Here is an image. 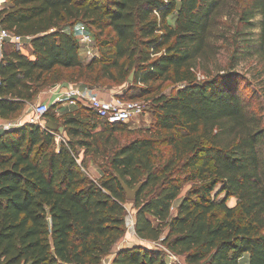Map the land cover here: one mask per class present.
<instances>
[{
    "label": "trees",
    "instance_id": "obj_1",
    "mask_svg": "<svg viewBox=\"0 0 264 264\" xmlns=\"http://www.w3.org/2000/svg\"><path fill=\"white\" fill-rule=\"evenodd\" d=\"M78 24L102 54L86 67L72 31ZM0 26L32 37L30 55L4 51L3 120L18 117L56 69L121 84L136 70L133 85L146 92L178 85L153 97L154 126L125 145L116 137L123 124L98 130L100 119L83 106L59 119V103L44 119L60 124L66 143L39 125L0 133V264H102L128 229L116 175L131 189L144 182L131 202L142 242L160 243L185 264H241L245 256L264 264V102L256 108L245 98L237 70L255 60L264 73V0H11ZM81 149L109 161L99 180L79 168ZM112 264L167 262L159 249L138 245L119 250Z\"/></svg>",
    "mask_w": 264,
    "mask_h": 264
},
{
    "label": "rangeland",
    "instance_id": "obj_2",
    "mask_svg": "<svg viewBox=\"0 0 264 264\" xmlns=\"http://www.w3.org/2000/svg\"><path fill=\"white\" fill-rule=\"evenodd\" d=\"M178 3L180 0H176ZM176 18V12H174L170 16V23L174 24ZM83 24H78L75 29L72 31L74 33L77 32L78 26H81ZM95 31V35L97 37V30L93 29ZM253 33L257 36L260 33V28L257 27L254 30H252ZM98 46V43H97ZM7 50H13L15 49V45L8 43L6 44ZM227 51H222L221 57H219V60L225 65L227 62ZM80 57L83 62L84 67L87 65L93 63L96 59H102L101 52L93 57H89L88 55L80 52ZM209 69H213L214 65L207 66ZM96 72L99 71L100 67L96 66ZM238 72L246 78L247 82L243 81L241 82V88L243 90V94L247 100L253 101L254 107L258 108L259 105H263L264 102V73H262L263 69L261 66L257 65V61L255 60H248L243 61L242 64L238 67ZM83 73L85 70H82ZM197 77L199 80H204L206 78L204 66H200V68L197 70ZM82 73L79 69L74 70H62V69H56L52 73H50L48 78V84L51 88H53V91L56 90L57 92H60L61 90H64L68 87H78L83 90H89L92 92H99L106 95H122L126 99L133 100L137 103H140L144 106V114L141 116L133 117L131 121H129L126 124L121 125L123 131L118 132L116 134V137L120 143V145H125L132 140L136 139L139 136L144 135L142 131L148 130L154 126V120H155V114L154 109L152 106V100L153 97L157 95V93H163L166 95H172L178 88V85H175L173 83H165L160 84L161 86L159 89L154 88L153 90H150V92H146V88L141 85H133L134 81L131 83L126 81V83L121 84L116 81H111L108 79H103L100 82L96 83L94 80H87L85 79V76L81 77ZM158 84H156L155 87H157ZM79 107L76 106H70L65 105L63 106L61 103H59L56 117L61 118L66 113H69L70 111H76ZM54 112V111H53ZM105 121L99 120L100 128L98 130H102L105 126ZM61 129V128H59ZM58 131V141H60V137H63L60 130ZM141 131V132H138ZM64 132V131H63ZM61 135V136H60ZM66 135V134H65ZM170 149H166L165 153L166 155H169ZM79 168L81 171L86 174L90 179L93 180H99L104 170L109 169V161L104 160L103 158L98 156L97 152L86 151L85 149H81L78 152L74 154ZM192 183L186 184L183 187L181 198L187 194ZM224 196V195H223ZM221 196V197H223ZM178 203V202H177ZM177 205V204H176ZM228 205L230 207H236L237 206V199L235 197H232L228 201ZM128 212H129V220H128V229L125 234V236L119 240L115 248L113 249L112 253L108 256H106L103 260L102 264H112L113 263V257L118 251V246H136V245H142L146 246L151 249H159L162 254L165 257V260L167 264H185L183 258H179L171 254L165 246H162L160 243H147L142 242L138 238H136L133 228V218L135 219L136 211L133 208V204L129 201V203L126 205ZM134 244V245H133ZM241 264H248V256H245Z\"/></svg>",
    "mask_w": 264,
    "mask_h": 264
},
{
    "label": "built area",
    "instance_id": "obj_3",
    "mask_svg": "<svg viewBox=\"0 0 264 264\" xmlns=\"http://www.w3.org/2000/svg\"><path fill=\"white\" fill-rule=\"evenodd\" d=\"M10 0H0V11L8 6ZM76 38L80 46V52L93 57L97 55L98 49L93 34L86 25L78 26ZM32 37L17 35L0 26V64L4 55L5 46L8 43L14 44L15 49L25 55H30V43ZM60 98L56 103H66L70 106H83L91 109L96 116L109 124H126L133 117L144 114V106L133 100L126 99L122 95H106L99 92L83 90L78 87H68L60 91ZM55 103V104H56ZM49 103H39L31 108L30 117L26 124L39 125L46 128L47 122L44 116L51 110ZM24 125V124H22ZM22 125H14L9 122L0 124V133L11 128ZM60 142H67V137H60Z\"/></svg>",
    "mask_w": 264,
    "mask_h": 264
},
{
    "label": "crops",
    "instance_id": "obj_4",
    "mask_svg": "<svg viewBox=\"0 0 264 264\" xmlns=\"http://www.w3.org/2000/svg\"><path fill=\"white\" fill-rule=\"evenodd\" d=\"M10 2H11V0L9 1V3H8V6L10 5ZM7 50V47H5V51ZM60 96H61V94H60V92H57L56 90H54L53 91V88H51L50 86L46 89V90H44L38 97H36V99L32 102V103H30V104H28L27 106H26V108L21 112V114L18 116V117H16V118H13V119H10V120H3V119H0V124H2L3 122H9V123H12V124H14V125H22V124H26L27 123V121L29 120V117H30V111H31V108L33 107V106H35V105H37V104H39V103H49L50 105H54L57 101H58V99L60 98ZM63 106H65V105H67L66 103H64V102H62L61 103ZM45 120V119H44ZM46 121V120H45ZM60 131H61V133L60 134H62L63 136H66L65 135V133L63 132V129L61 128L60 129ZM59 136V135H58ZM61 136V135H60ZM133 228H134V233H135V227H134V225H135V219L133 218ZM135 236H136V238H138L137 237V235H136V233H135ZM134 245V244H133ZM136 246H138V245H136ZM133 247V246H132ZM125 248H131V246H127V245H125V246H121V245H119L118 246V251L119 250H121V249H125ZM117 251V252H118ZM116 252V253H117ZM115 256V255H114ZM113 259H114V257H113Z\"/></svg>",
    "mask_w": 264,
    "mask_h": 264
},
{
    "label": "water",
    "instance_id": "obj_5",
    "mask_svg": "<svg viewBox=\"0 0 264 264\" xmlns=\"http://www.w3.org/2000/svg\"><path fill=\"white\" fill-rule=\"evenodd\" d=\"M135 74H136V70H134L131 75L129 76V82H133L135 79ZM46 128L51 131V132H55L60 128V124L50 121L47 123ZM117 180L119 181V183L121 184L126 198L128 201L132 202L135 201L136 197L138 196V194L140 193L141 189L144 186V182H141L140 184H138L134 189H131L126 183L125 181L122 179V177L120 175H116Z\"/></svg>",
    "mask_w": 264,
    "mask_h": 264
}]
</instances>
